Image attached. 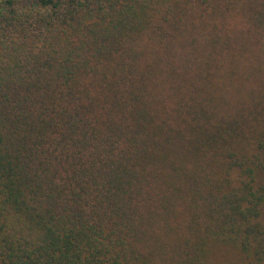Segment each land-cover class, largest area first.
I'll use <instances>...</instances> for the list:
<instances>
[{
	"label": "trees",
	"instance_id": "trees-1",
	"mask_svg": "<svg viewBox=\"0 0 264 264\" xmlns=\"http://www.w3.org/2000/svg\"><path fill=\"white\" fill-rule=\"evenodd\" d=\"M264 0H0V264H264Z\"/></svg>",
	"mask_w": 264,
	"mask_h": 264
},
{
	"label": "rangeland",
	"instance_id": "rangeland-1",
	"mask_svg": "<svg viewBox=\"0 0 264 264\" xmlns=\"http://www.w3.org/2000/svg\"><path fill=\"white\" fill-rule=\"evenodd\" d=\"M264 73V62L261 63V68L257 74L262 75ZM209 264H243L242 259L233 252H220L213 256V259L209 261Z\"/></svg>",
	"mask_w": 264,
	"mask_h": 264
}]
</instances>
